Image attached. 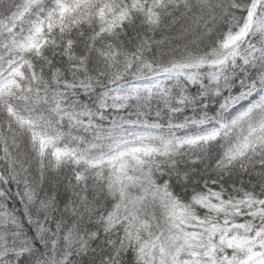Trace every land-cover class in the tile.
I'll return each mask as SVG.
<instances>
[{"label": "snow or ice", "instance_id": "1", "mask_svg": "<svg viewBox=\"0 0 264 264\" xmlns=\"http://www.w3.org/2000/svg\"><path fill=\"white\" fill-rule=\"evenodd\" d=\"M0 264H264V0H0Z\"/></svg>", "mask_w": 264, "mask_h": 264}]
</instances>
